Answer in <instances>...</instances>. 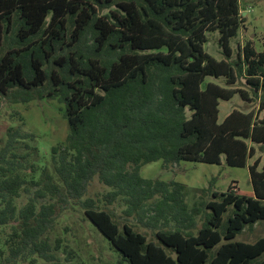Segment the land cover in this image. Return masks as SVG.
Masks as SVG:
<instances>
[{
  "label": "trees",
  "instance_id": "trees-1",
  "mask_svg": "<svg viewBox=\"0 0 264 264\" xmlns=\"http://www.w3.org/2000/svg\"><path fill=\"white\" fill-rule=\"evenodd\" d=\"M243 22L240 0H0V97L57 101L68 124L47 161L32 133L6 130L0 264H79L53 236L76 209L127 264H264V236L235 241L264 221V51L246 42L232 58ZM212 32L221 60L204 50ZM236 95L256 110L219 123ZM157 161L247 168L253 197L209 184L189 204L185 185L140 175ZM95 180L101 199L88 196ZM115 204L154 240L120 225Z\"/></svg>",
  "mask_w": 264,
  "mask_h": 264
},
{
  "label": "rangeland",
  "instance_id": "rangeland-1",
  "mask_svg": "<svg viewBox=\"0 0 264 264\" xmlns=\"http://www.w3.org/2000/svg\"><path fill=\"white\" fill-rule=\"evenodd\" d=\"M240 9L244 17L243 27L236 38L231 39L232 58L235 57L237 45L242 47L246 42H251L257 52L264 51V0H240ZM207 42L204 50L216 60L223 59L222 51L218 45V33L212 32L207 35ZM224 85L223 81H214ZM235 88L247 91L243 80H238ZM249 97H251L249 95ZM63 106L57 101L41 100L30 103L10 104L0 97V145L3 143L6 130L9 127L20 126L23 131L32 133L35 136V145L40 157L45 161L49 159L52 146L61 143L67 135L68 124L62 117ZM257 102L247 103L237 95L230 101L219 102L218 122L233 109L242 112L256 110ZM256 149V156H259L260 164H264V152ZM43 161V160H42ZM161 161L144 165L140 175L146 179H160L162 181H175L186 186L188 189V201L191 204L193 198L201 195L198 190L213 185L214 191L224 192L231 182H235L239 194L253 197L247 168H232L221 165H209L202 163L180 162L170 165L168 169L162 168ZM261 166V165H260ZM105 193L97 180L93 182L88 190V196L92 199L100 198ZM195 199V200H196ZM114 212L120 225L131 223L134 228L146 233L149 239L154 240L153 233L143 227L134 217H127L123 212V206L118 204L108 206ZM228 213L223 217L225 220ZM8 229H0V239ZM64 240L73 249L79 264H127L121 262L117 254L111 250L102 235L85 220L82 212L77 209L70 210L60 221L53 234ZM264 236V221H259L253 227H247L235 237V241L252 243L257 238ZM26 264V263H24ZM38 264H45L39 262Z\"/></svg>",
  "mask_w": 264,
  "mask_h": 264
}]
</instances>
